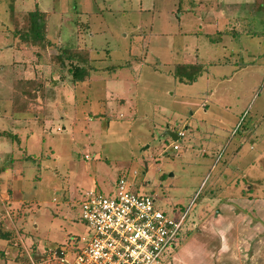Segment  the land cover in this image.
Wrapping results in <instances>:
<instances>
[{"label":"rangeland","instance_id":"obj_1","mask_svg":"<svg viewBox=\"0 0 264 264\" xmlns=\"http://www.w3.org/2000/svg\"><path fill=\"white\" fill-rule=\"evenodd\" d=\"M35 1L49 42L90 49L97 71L83 82L61 75L47 59L55 47L26 48L9 30L13 10L24 15L33 0H0V130L16 136L0 142L8 146L0 166L15 160L23 173L8 179L20 187V209L1 212L0 222L20 236L0 241V264H20L17 250L34 259L83 246L86 193L113 195L120 179L171 217L184 216L181 232L214 228L228 244L220 261L264 264V190L242 188L244 177L264 178V35L220 33L251 0ZM225 58L193 82L174 75L177 63ZM13 79L40 88L14 107ZM167 128L183 135L173 141Z\"/></svg>","mask_w":264,"mask_h":264},{"label":"built area","instance_id":"obj_2","mask_svg":"<svg viewBox=\"0 0 264 264\" xmlns=\"http://www.w3.org/2000/svg\"><path fill=\"white\" fill-rule=\"evenodd\" d=\"M115 189L113 195L86 193L80 217L90 235L83 246L76 252L46 249L41 262L28 254L31 264H162L178 242L184 216L161 211L152 196L131 191L124 179Z\"/></svg>","mask_w":264,"mask_h":264},{"label":"trees","instance_id":"obj_3","mask_svg":"<svg viewBox=\"0 0 264 264\" xmlns=\"http://www.w3.org/2000/svg\"><path fill=\"white\" fill-rule=\"evenodd\" d=\"M34 2V9L27 11L24 15L22 12H16L12 14V23L13 29H9L12 33L13 39H18L26 48H41V50L46 51V49L55 47L57 49L56 54H51L47 56L48 62L54 64L58 72L62 75L65 71L71 77L73 82H83L91 77L92 71H97L96 65L94 64V58H91L90 53L91 50L84 48H76L71 49L67 47H59V49L53 46L46 35V23H45V15L46 12L39 8V5ZM234 10H237L236 6L231 5ZM246 15L234 17L230 19V23L226 26L224 31H221L222 34H231L235 31H242L243 34H246L251 37H258L264 35V0H251L246 3ZM21 13V14H20ZM22 15V16H21ZM20 17L22 23L19 26ZM233 20V22H231ZM263 24V28L257 29L259 24ZM8 34V33H7ZM46 55V54H45ZM39 53L36 54L37 58ZM228 58L217 59L212 61H207L206 63L193 61V62H182L177 63L174 67V75L177 79L184 82H193L197 80L198 76L202 73L205 66L207 64H221L228 62ZM130 66V65H125ZM96 69V70H95ZM112 71L116 69L115 66L110 67ZM35 79H13L12 88H13V104L14 107L17 104V100H22L24 97H34L36 86ZM34 87H37L36 89ZM0 135L6 137L16 138L15 135H12L10 132L3 131L0 132ZM181 135H179L180 137ZM178 137V138H179ZM176 148H178L176 146ZM239 148H235L234 152H237ZM259 183L264 184V178L258 180ZM254 185L251 184V189H253ZM264 190V187H263ZM19 211V210H18ZM20 213H16L17 220L20 219ZM191 234L190 230L185 232H181L179 238V243L188 237ZM17 231L9 230L3 223L0 222V240L5 242H10L12 238H16ZM34 243V242H33ZM56 249H60L61 247H55ZM30 250L34 252L36 250V246L34 244L30 245ZM78 249L71 250V252H76ZM3 252V251H0ZM3 255V254H2ZM20 257V258H19ZM23 257V258H22ZM43 254H35L34 260L37 262H41L43 259ZM14 261L19 262L20 264H31L30 259L23 250H17L16 256L14 257Z\"/></svg>","mask_w":264,"mask_h":264},{"label":"crops","instance_id":"obj_4","mask_svg":"<svg viewBox=\"0 0 264 264\" xmlns=\"http://www.w3.org/2000/svg\"><path fill=\"white\" fill-rule=\"evenodd\" d=\"M230 5H232V4H230ZM190 62H192V61H190ZM12 93H13V88H12ZM14 112L15 111L12 110V113H14ZM3 131H5V130H0V132H3ZM6 140H7L6 136L0 135V142L2 141V142H4L3 144H5ZM7 147H8L7 145L0 146V162H2V160H3L2 154L8 152V150L6 149ZM176 150H178V148H176ZM13 160L14 159L12 158L10 161L13 162ZM14 162L15 163H11V166H7V167L0 166V213L5 212V213L9 214V211H8L9 209L10 210L17 209V208L20 209L19 208L20 199L17 197V194H19L21 192L20 187L18 185L15 186L13 181H9V183H8V179L16 181L15 178H17V179L22 178L23 173L16 167V163L18 161L14 160ZM238 170L239 169H237V171ZM243 179H244V182H243L244 185L242 188H244L245 186H248V188L252 191L251 184L254 185L256 188L264 187L263 183L261 184L258 182V180H260V178H256L254 180V182H252V183L246 182L247 184L245 183V181H246L245 177ZM18 180H20V179H18ZM239 184H240V182L238 181L236 183V186H239ZM237 196H239V195H237ZM237 199L241 201L240 203H247L242 197L240 199L238 197ZM251 201H257L258 202L257 199L251 200ZM257 202H255V203H257ZM259 202L262 203V201H259ZM222 206H229V204L227 202H224V203H222ZM2 209H3V211H1ZM15 211L16 210H14V212ZM17 213H18V211H17ZM215 214H216L215 215L216 217H221L222 216L221 209H218ZM234 214H235V212H234ZM234 214H233L234 217H237L239 215H243L242 213H240L238 215H237V213H236V215H234ZM211 218L212 217H209L207 219V223L210 225H212V219ZM19 220L22 221L21 218ZM20 224L18 226H20ZM14 227H15V225H14ZM208 231L209 232H205L204 234H203L202 230H200V232L191 233V235H189L187 237L186 241H184V243L181 246H179V248L172 255H170V251H169L164 256L165 258L162 259V264H169L170 261H173V264H234L230 260L220 261V259L222 258L221 254H224L228 244H224L223 240H221V238H220V235L216 234L214 228L210 227L208 229ZM17 236H20V235L17 233ZM238 236H239V234H238ZM222 238H224V237H222ZM210 239H215V240H213L211 243H209ZM0 241H2V240H0ZM220 241H222V242H220ZM219 243H221V245ZM218 244L221 246V248H218ZM175 245H176V243H175ZM175 245L170 249L172 250L175 247ZM228 249H229V247H228ZM207 250H209V251H207ZM182 256L185 258V261H180L179 257H182ZM186 259H188L187 262H186ZM218 261H220V262H218ZM14 264H15V262H14Z\"/></svg>","mask_w":264,"mask_h":264},{"label":"water","instance_id":"obj_5","mask_svg":"<svg viewBox=\"0 0 264 264\" xmlns=\"http://www.w3.org/2000/svg\"><path fill=\"white\" fill-rule=\"evenodd\" d=\"M164 134L169 136L170 138H172L173 141H176L178 139V137H179L178 134L170 131L168 128L165 130Z\"/></svg>","mask_w":264,"mask_h":264}]
</instances>
